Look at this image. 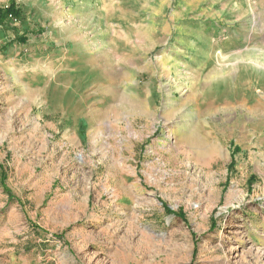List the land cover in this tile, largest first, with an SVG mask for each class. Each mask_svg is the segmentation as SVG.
I'll return each instance as SVG.
<instances>
[{"label":"rangeland","instance_id":"rangeland-1","mask_svg":"<svg viewBox=\"0 0 264 264\" xmlns=\"http://www.w3.org/2000/svg\"><path fill=\"white\" fill-rule=\"evenodd\" d=\"M0 264H264V0H0Z\"/></svg>","mask_w":264,"mask_h":264},{"label":"bare ground","instance_id":"bare-ground-1","mask_svg":"<svg viewBox=\"0 0 264 264\" xmlns=\"http://www.w3.org/2000/svg\"><path fill=\"white\" fill-rule=\"evenodd\" d=\"M77 80V79H76Z\"/></svg>","mask_w":264,"mask_h":264}]
</instances>
